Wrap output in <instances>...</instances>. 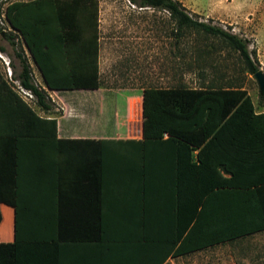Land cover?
Returning <instances> with one entry per match:
<instances>
[{"label":"trees","instance_id":"16d2710c","mask_svg":"<svg viewBox=\"0 0 264 264\" xmlns=\"http://www.w3.org/2000/svg\"><path fill=\"white\" fill-rule=\"evenodd\" d=\"M4 1L3 18L12 31L6 37L19 67L14 76L10 66L11 79L31 93L37 107L48 111L51 105L45 90L34 82L31 63L48 90L99 87L98 0ZM128 1L138 8L168 13L178 42L190 34L215 40L237 54L248 74L259 71L246 39L199 20L178 0ZM14 39L20 40L21 50ZM0 53H4L2 47ZM259 102L264 104L262 96ZM0 138L13 139L17 152L25 140L64 142L57 139L56 120L39 117L1 74ZM74 142L91 144V179L98 183L94 174L97 142ZM139 143L145 172L153 151L169 164L164 175L170 182L172 208L178 202L180 214L190 221L178 241L173 238L160 244V251L150 254L151 264H164L168 258L185 257L264 231V112L255 111L242 86L144 87ZM25 244L17 237L12 244L0 243V264H25Z\"/></svg>","mask_w":264,"mask_h":264},{"label":"crops","instance_id":"0c3cea01","mask_svg":"<svg viewBox=\"0 0 264 264\" xmlns=\"http://www.w3.org/2000/svg\"><path fill=\"white\" fill-rule=\"evenodd\" d=\"M98 44L100 79V38ZM124 45L137 66L126 70L119 88L100 79L94 90H48L31 64L51 108L29 105L39 117L56 120L57 139L64 142L25 140L17 152L13 139L0 138V243L12 244L16 237L26 243L25 264H151L150 254L178 241L190 225L178 202L172 208L164 175L169 164L159 152L149 155L145 172L139 143L144 40L138 36ZM80 140L97 142L98 183L91 179V144L74 142Z\"/></svg>","mask_w":264,"mask_h":264},{"label":"rangeland","instance_id":"374dc122","mask_svg":"<svg viewBox=\"0 0 264 264\" xmlns=\"http://www.w3.org/2000/svg\"><path fill=\"white\" fill-rule=\"evenodd\" d=\"M178 1L199 20L246 39L249 51L254 52V59L264 74V0ZM4 2L0 0V47L6 54L0 53V74L19 96L32 105L34 99L22 94L9 75L12 72L10 66L14 69V76L19 67L13 56L11 40L6 37L12 31L3 18ZM98 24L101 84L114 88L126 84V70H135L137 64L133 57L127 55V49H132L124 42L139 36L144 40V58L140 55V65L141 62L144 64L145 86L167 88L182 84L195 88L209 84L240 85L250 96L255 111L264 112L256 82L244 71L237 54L215 40L194 34L178 42L173 34L174 24L165 11L149 8L138 11L128 0H98ZM13 42L21 50L20 40L14 39ZM129 59L132 62L128 66ZM33 78L36 84L41 83L34 74ZM168 264H264V232L177 258Z\"/></svg>","mask_w":264,"mask_h":264},{"label":"water","instance_id":"95a60500","mask_svg":"<svg viewBox=\"0 0 264 264\" xmlns=\"http://www.w3.org/2000/svg\"><path fill=\"white\" fill-rule=\"evenodd\" d=\"M252 79L256 82L259 95L264 98V74L259 70L252 75Z\"/></svg>","mask_w":264,"mask_h":264},{"label":"built area","instance_id":"2783aa9c","mask_svg":"<svg viewBox=\"0 0 264 264\" xmlns=\"http://www.w3.org/2000/svg\"><path fill=\"white\" fill-rule=\"evenodd\" d=\"M9 75H11V74L9 73ZM15 82L17 83V81H15ZM17 85H18V83H17ZM18 88L20 89V91L22 92V94H24L25 96H27L29 98H33V96L31 95V93L29 91H26V90L20 88L19 85H18Z\"/></svg>","mask_w":264,"mask_h":264}]
</instances>
